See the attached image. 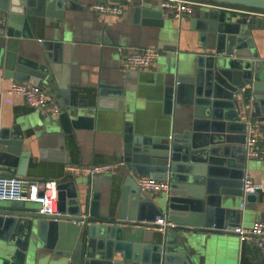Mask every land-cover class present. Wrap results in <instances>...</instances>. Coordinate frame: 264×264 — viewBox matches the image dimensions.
Wrapping results in <instances>:
<instances>
[{
  "label": "water",
  "instance_id": "95a60500",
  "mask_svg": "<svg viewBox=\"0 0 264 264\" xmlns=\"http://www.w3.org/2000/svg\"><path fill=\"white\" fill-rule=\"evenodd\" d=\"M83 1L0 0V66L17 80L51 86L61 111L47 122L66 130L92 127L102 109L122 110L120 207L115 214L99 216L96 194L86 190L80 195L74 180L58 185V218L39 212L30 201H0V264H218L207 256L213 236L198 232L234 233L226 227L240 224L237 198L242 196L264 217V187L243 191L250 167L247 121L255 119L264 133V56L252 36L262 18L239 6L218 5L264 9V0H204L214 5L188 14L197 44L164 74L162 101L169 129L152 131L140 125L120 84L113 92L96 93L61 85L53 81L49 66L57 60L49 48L59 44L44 41L34 51L20 40L34 35L39 16H46V23L59 20L66 9L82 8ZM134 3L143 18L155 16L154 24L163 25L160 9L141 0ZM24 138L21 124L0 129V175L25 174L29 152L22 148ZM141 173L169 179L166 196L142 189L136 181ZM163 214L176 226L166 232L145 226L144 221Z\"/></svg>",
  "mask_w": 264,
  "mask_h": 264
},
{
  "label": "crops",
  "instance_id": "0c3cea01",
  "mask_svg": "<svg viewBox=\"0 0 264 264\" xmlns=\"http://www.w3.org/2000/svg\"><path fill=\"white\" fill-rule=\"evenodd\" d=\"M96 1L99 0H84L82 8L66 9L63 17L50 20L49 23H46V16H39L41 27H34L33 36H21L20 40L34 51L41 48L44 41L59 44L49 48L57 56V60L49 63L54 72L53 81L58 80L59 84L68 85L74 90L94 93L105 89L113 92L120 84L125 94L124 99L131 98L139 123L146 131H152L156 127L167 128L170 119L164 113L162 81L175 59L184 55V51L195 48L197 44V31L191 28L190 15L177 19L164 9L162 0H141L162 11L160 18L164 19V23L155 25V16L143 18L141 11L134 7L135 0H129L127 4L121 2L125 6L121 15L91 10L88 5ZM223 4L230 6V9H237L236 6H239L240 9L262 18L260 24L252 29V36L260 55L264 56V9ZM201 6L204 4L195 5L193 10ZM147 46H157L163 50L151 68L123 64L126 51ZM2 62L3 56L0 65ZM3 71L0 66V129L21 124L25 132L22 148L29 152L25 174L17 175L33 180L55 179L58 185L74 180L80 195H84L86 190L96 194L99 216L115 214L122 197V170L86 176L68 171L67 165L123 159L120 157L123 132L119 130L123 120L122 110L114 107L102 109L98 123L96 121L92 127H74L66 130L59 123L47 122L50 116L56 114L50 109L33 107L22 95L8 92L12 81L17 79L4 74ZM41 85L51 91L60 105L51 86L45 83ZM108 95L113 96L111 93ZM263 160L251 158L248 171L253 177L264 182ZM166 193L154 192L157 197H164ZM243 201L245 206L241 207ZM1 202L9 204L13 200ZM237 204L242 209L241 225L250 226L256 219H264L263 216L258 217L254 205L245 202L243 196L237 198ZM198 234L213 236L207 256H211V260H218V264H264V248H257L241 240L235 232Z\"/></svg>",
  "mask_w": 264,
  "mask_h": 264
},
{
  "label": "built area",
  "instance_id": "2783aa9c",
  "mask_svg": "<svg viewBox=\"0 0 264 264\" xmlns=\"http://www.w3.org/2000/svg\"><path fill=\"white\" fill-rule=\"evenodd\" d=\"M210 4L212 2L201 0H162L161 4L177 19L190 14L197 4ZM89 8L96 12L105 14L121 15L125 11V6L121 2L96 1L90 3ZM218 6L230 9V6L219 4ZM163 50L157 46L141 47L128 50L124 54L123 64L137 68H151L154 61L161 56ZM10 93H17L24 97L26 102L42 110L50 109L54 113L61 111L60 105L55 101L51 91L41 84H34L27 81L13 80L9 88ZM248 132L246 137L247 158L264 159V140L261 125L255 119L247 121ZM124 163L123 160L114 162H99L92 164H68L67 170L75 174L92 176L98 172H114ZM139 186L151 192L168 191L170 188L169 179L156 178L146 173H141L136 177ZM41 182L42 186H41ZM264 187V182L258 180L249 171L243 177V191L255 192ZM2 200H26L37 202L38 211L58 218L61 215L58 210V182L55 179L33 180L18 175H0V201ZM245 206L244 201L240 205ZM83 213V216H87ZM82 222V221H76ZM144 224L147 228L161 232L176 226V223L169 219L167 214L158 215L154 220H146ZM226 229L233 230L241 240L247 241L252 246L264 248V219H256L250 226L235 225L227 226Z\"/></svg>",
  "mask_w": 264,
  "mask_h": 264
},
{
  "label": "rangeland",
  "instance_id": "374dc122",
  "mask_svg": "<svg viewBox=\"0 0 264 264\" xmlns=\"http://www.w3.org/2000/svg\"><path fill=\"white\" fill-rule=\"evenodd\" d=\"M252 164H254V161H252ZM30 204L33 205V206H35L36 208H37L38 205H39L37 202H31V201H30Z\"/></svg>",
  "mask_w": 264,
  "mask_h": 264
}]
</instances>
